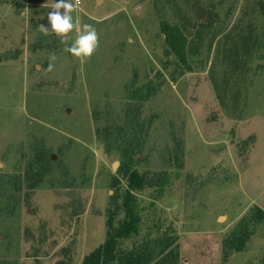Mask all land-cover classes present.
I'll list each match as a JSON object with an SVG mask.
<instances>
[{
	"label": "rangeland",
	"instance_id": "1",
	"mask_svg": "<svg viewBox=\"0 0 264 264\" xmlns=\"http://www.w3.org/2000/svg\"><path fill=\"white\" fill-rule=\"evenodd\" d=\"M55 2L0 0V264H81L105 241L109 215L118 227L128 177L118 147L105 151L95 132L122 128L127 109L138 114L126 134L146 184L138 237L166 233L175 264H264V221L242 251L222 250L264 211V0H83L63 39L47 19ZM85 24L97 44L78 58L67 48ZM248 35L244 56L236 44ZM147 84V100H127Z\"/></svg>",
	"mask_w": 264,
	"mask_h": 264
},
{
	"label": "trees",
	"instance_id": "2",
	"mask_svg": "<svg viewBox=\"0 0 264 264\" xmlns=\"http://www.w3.org/2000/svg\"><path fill=\"white\" fill-rule=\"evenodd\" d=\"M258 5L259 10L262 12L261 14L264 15V6L261 3ZM203 14L206 13L201 12L200 15ZM207 19L206 24L199 23L201 28H207L214 22V18L210 15ZM184 25L185 24H182L181 26L185 28ZM168 31L169 30H165L163 33L170 36ZM252 43V39L250 38V35H248L246 37H239L236 46L239 48L240 53L246 56L249 55L251 51ZM152 94L153 87L150 84H147L135 91H129L126 98L130 102L141 104ZM137 116L138 114L134 109H127L123 116L124 122L122 128H118L115 131H101L98 130V128L96 129V137L108 141L107 143L103 142L105 151H109L111 146L118 147L123 175L128 177L122 202L124 219L117 228H114L110 223V221L113 220V215H109L107 219L105 241L85 256L81 264H175L178 259L177 244L175 240L172 241L171 239L169 240V238L167 239L166 233L163 234V237L153 239L149 237H138L140 216L136 194L141 192L144 187H146V184H144L143 178H141L138 172L134 169V156L135 151L137 150L136 142L134 141V138L129 139L126 134L129 132L130 135H133L134 127L138 124ZM121 132H124L126 135H123ZM119 137L121 142L118 141ZM41 156L43 157L45 154L42 152ZM35 165H37V169H34ZM29 170L33 175L30 173V175L25 176V179L28 180V188L31 189L42 178L46 171V164L44 161H40L38 164H34L33 162L30 164ZM14 184H17L16 180L13 185ZM167 184L168 179L167 177H164V179L156 185L155 191L157 197L161 195L163 188ZM15 191H17V187L14 185L13 188L10 189V192L13 194ZM12 201L13 196L6 207L7 212L5 214L13 213L15 203ZM262 221H264V211L254 208L249 218L242 219L236 228L230 233L229 237L222 242L223 257L226 259L229 254L242 251L252 233V228L250 229V226ZM56 264L68 263L59 261Z\"/></svg>",
	"mask_w": 264,
	"mask_h": 264
},
{
	"label": "clouds",
	"instance_id": "3",
	"mask_svg": "<svg viewBox=\"0 0 264 264\" xmlns=\"http://www.w3.org/2000/svg\"><path fill=\"white\" fill-rule=\"evenodd\" d=\"M51 12L48 13L47 19L50 22V30L62 39L73 29V2L70 0H57L50 7ZM63 8V15L59 9ZM97 44V35L95 29L90 25H83V31L77 36L72 45L67 48V51L78 58H87L94 51Z\"/></svg>",
	"mask_w": 264,
	"mask_h": 264
},
{
	"label": "built area",
	"instance_id": "4",
	"mask_svg": "<svg viewBox=\"0 0 264 264\" xmlns=\"http://www.w3.org/2000/svg\"><path fill=\"white\" fill-rule=\"evenodd\" d=\"M71 2H73L74 8H77L82 4L83 0H71Z\"/></svg>",
	"mask_w": 264,
	"mask_h": 264
},
{
	"label": "water",
	"instance_id": "5",
	"mask_svg": "<svg viewBox=\"0 0 264 264\" xmlns=\"http://www.w3.org/2000/svg\"><path fill=\"white\" fill-rule=\"evenodd\" d=\"M96 1H99V0H96ZM51 160H54L53 158H51ZM113 166H116V163L113 164Z\"/></svg>",
	"mask_w": 264,
	"mask_h": 264
}]
</instances>
